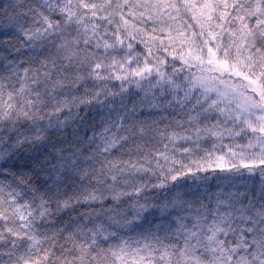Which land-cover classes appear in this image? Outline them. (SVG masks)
I'll return each mask as SVG.
<instances>
[{
    "label": "snow or ice",
    "instance_id": "1",
    "mask_svg": "<svg viewBox=\"0 0 264 264\" xmlns=\"http://www.w3.org/2000/svg\"><path fill=\"white\" fill-rule=\"evenodd\" d=\"M0 264H264V0H0Z\"/></svg>",
    "mask_w": 264,
    "mask_h": 264
}]
</instances>
